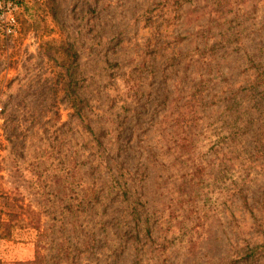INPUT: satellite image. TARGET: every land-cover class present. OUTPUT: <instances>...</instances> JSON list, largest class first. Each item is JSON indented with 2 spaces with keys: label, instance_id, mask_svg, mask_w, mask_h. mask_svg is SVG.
Here are the masks:
<instances>
[{
  "label": "rangeland",
  "instance_id": "374dc122",
  "mask_svg": "<svg viewBox=\"0 0 264 264\" xmlns=\"http://www.w3.org/2000/svg\"><path fill=\"white\" fill-rule=\"evenodd\" d=\"M19 1L0 264H264V0Z\"/></svg>",
  "mask_w": 264,
  "mask_h": 264
},
{
  "label": "built area",
  "instance_id": "2783aa9c",
  "mask_svg": "<svg viewBox=\"0 0 264 264\" xmlns=\"http://www.w3.org/2000/svg\"><path fill=\"white\" fill-rule=\"evenodd\" d=\"M19 8V0H0V45L18 32Z\"/></svg>",
  "mask_w": 264,
  "mask_h": 264
},
{
  "label": "trees",
  "instance_id": "16d2710c",
  "mask_svg": "<svg viewBox=\"0 0 264 264\" xmlns=\"http://www.w3.org/2000/svg\"><path fill=\"white\" fill-rule=\"evenodd\" d=\"M63 51H67L66 54L68 56H71V53H69L68 49H63ZM68 71V69H67ZM65 83H66V90H67V94L69 95V100L71 101V104L75 110V112L77 114L80 113V106H79V102L80 100L78 99L77 97V94L75 93V90H74V83L75 82V79H73L72 75L69 74L67 79L65 80Z\"/></svg>",
  "mask_w": 264,
  "mask_h": 264
}]
</instances>
